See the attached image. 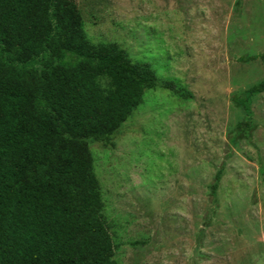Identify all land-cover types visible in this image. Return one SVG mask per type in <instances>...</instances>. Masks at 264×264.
Instances as JSON below:
<instances>
[{"label": "rangeland", "instance_id": "374dc122", "mask_svg": "<svg viewBox=\"0 0 264 264\" xmlns=\"http://www.w3.org/2000/svg\"><path fill=\"white\" fill-rule=\"evenodd\" d=\"M94 44L116 43L161 80L114 139L89 144L118 264H264V92L249 141L231 101L264 80V0H72ZM221 176L211 202L210 185Z\"/></svg>", "mask_w": 264, "mask_h": 264}, {"label": "trees", "instance_id": "16d2710c", "mask_svg": "<svg viewBox=\"0 0 264 264\" xmlns=\"http://www.w3.org/2000/svg\"><path fill=\"white\" fill-rule=\"evenodd\" d=\"M156 87L189 98L116 43H92L72 0H0V264H118L89 144L114 148ZM263 92L264 80L232 96L244 118L231 143L250 140Z\"/></svg>", "mask_w": 264, "mask_h": 264}]
</instances>
